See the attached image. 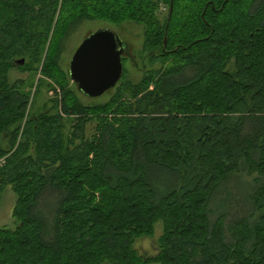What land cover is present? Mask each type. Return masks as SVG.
Instances as JSON below:
<instances>
[{"label":"trees","instance_id":"trees-1","mask_svg":"<svg viewBox=\"0 0 264 264\" xmlns=\"http://www.w3.org/2000/svg\"><path fill=\"white\" fill-rule=\"evenodd\" d=\"M92 20L160 66L131 83L121 57L82 106L57 59ZM0 159V264H264V0H0Z\"/></svg>","mask_w":264,"mask_h":264},{"label":"rangeland","instance_id":"rangeland-1","mask_svg":"<svg viewBox=\"0 0 264 264\" xmlns=\"http://www.w3.org/2000/svg\"><path fill=\"white\" fill-rule=\"evenodd\" d=\"M163 10V9H162ZM99 28H109L118 36V38L125 42L128 46V52L130 55H133L134 63L130 61H124V79L130 81L131 83H135L141 77V68L144 64L143 70H154L158 69L160 63L158 61H154L151 64L147 63L145 59L144 52L141 49L142 44V26L125 22L119 26L110 25L103 21L92 20V21H83L75 24L71 27L65 37L62 39L60 43V50L58 54L57 64L60 70L65 71L68 61L71 57L72 52L81 42L82 38L88 33L93 32ZM21 65V64H20ZM135 66V67H134ZM25 72H22L18 69H12L8 73V79L10 82L14 81L18 77H24ZM31 80L35 82L37 78H40L38 74V70H36V74L34 76L30 75ZM68 88L73 93L74 97L77 99L78 103L82 106H93V105H101L105 103L108 98L113 93V88L104 92L99 97L88 98L80 95L79 93L74 92L73 86L70 82H68ZM51 95V92H47L46 89L42 88L39 90L37 96L35 97V101L38 102V97L40 96L41 101L44 99H48ZM67 126V125H65ZM14 194L12 191L5 187L0 193V226L5 227H13L14 220L11 217V208L14 203ZM161 231V222L157 221L154 224L153 233L150 238L138 239L135 242V247L139 250L140 253H144L145 255H153L154 254V240L157 238ZM143 250H145L143 252ZM156 264V263H151Z\"/></svg>","mask_w":264,"mask_h":264},{"label":"water","instance_id":"water-1","mask_svg":"<svg viewBox=\"0 0 264 264\" xmlns=\"http://www.w3.org/2000/svg\"><path fill=\"white\" fill-rule=\"evenodd\" d=\"M123 56L135 64L127 44L111 29L99 28L82 38L72 52L65 72L77 93L88 98L99 97L119 80ZM15 63L22 64L23 60L18 59Z\"/></svg>","mask_w":264,"mask_h":264},{"label":"built area","instance_id":"built-area-1","mask_svg":"<svg viewBox=\"0 0 264 264\" xmlns=\"http://www.w3.org/2000/svg\"><path fill=\"white\" fill-rule=\"evenodd\" d=\"M3 163V160L2 159H0V165Z\"/></svg>","mask_w":264,"mask_h":264}]
</instances>
